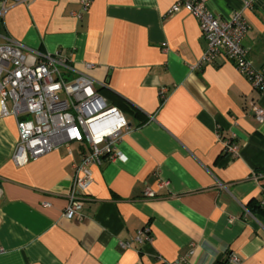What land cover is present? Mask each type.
<instances>
[{
  "label": "crops",
  "instance_id": "obj_1",
  "mask_svg": "<svg viewBox=\"0 0 264 264\" xmlns=\"http://www.w3.org/2000/svg\"><path fill=\"white\" fill-rule=\"evenodd\" d=\"M175 1L93 0L77 18L81 0H30L0 20L27 47L62 51L79 70L93 63L97 90L128 121L117 144L126 160L92 166L82 217L67 219L77 144L18 166L16 119L0 116V264H165L193 245L186 264H223L228 252L264 264V209L250 210L264 198V121L254 117L264 93L225 55L194 67L206 40L190 12L169 13ZM205 1L220 17L242 11L243 45L263 69L264 0ZM146 225L152 239L134 240Z\"/></svg>",
  "mask_w": 264,
  "mask_h": 264
},
{
  "label": "built area",
  "instance_id": "obj_2",
  "mask_svg": "<svg viewBox=\"0 0 264 264\" xmlns=\"http://www.w3.org/2000/svg\"><path fill=\"white\" fill-rule=\"evenodd\" d=\"M30 0H0V20L13 4ZM93 0H81V9L73 12L82 18ZM246 5H249L247 3ZM185 9L198 21L206 47L194 67L215 63L225 55L252 86L264 93V68H256L248 57L243 39L249 24L241 10L229 17H220L205 0H176L169 13ZM0 116H14L19 138L12 160L23 166L61 145L72 153L71 144H77L79 160H73V186L67 194L63 211L67 219L82 217L81 209L86 193L93 182L92 166L105 160H126L117 148L128 121L123 112L110 104L97 90L98 81L88 73L93 63L84 62L83 70L71 63L62 51L44 53L24 45L21 41L0 31ZM254 117L264 121V108L255 107ZM225 153L235 157L239 145L231 138H222ZM146 196L154 191L146 188ZM264 205V198L260 200ZM138 242L152 239L149 225L139 229L133 238ZM130 245L129 241L122 242ZM195 252L194 245L186 257L165 264H186ZM226 264H240L239 257L226 254Z\"/></svg>",
  "mask_w": 264,
  "mask_h": 264
},
{
  "label": "trees",
  "instance_id": "obj_3",
  "mask_svg": "<svg viewBox=\"0 0 264 264\" xmlns=\"http://www.w3.org/2000/svg\"><path fill=\"white\" fill-rule=\"evenodd\" d=\"M0 30H1V25H0ZM261 183H262V185L264 187V177L262 178ZM250 206H251L250 210H252V211L255 210V209H264V205L260 204L259 201L252 203ZM225 262H226V260L223 261V264Z\"/></svg>",
  "mask_w": 264,
  "mask_h": 264
}]
</instances>
